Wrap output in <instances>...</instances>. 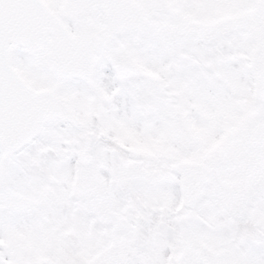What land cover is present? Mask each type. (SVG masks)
<instances>
[{"label": "snow or ice", "instance_id": "snow-or-ice-1", "mask_svg": "<svg viewBox=\"0 0 264 264\" xmlns=\"http://www.w3.org/2000/svg\"><path fill=\"white\" fill-rule=\"evenodd\" d=\"M0 264H264V0H0Z\"/></svg>", "mask_w": 264, "mask_h": 264}]
</instances>
